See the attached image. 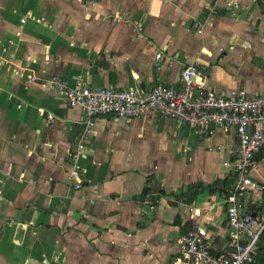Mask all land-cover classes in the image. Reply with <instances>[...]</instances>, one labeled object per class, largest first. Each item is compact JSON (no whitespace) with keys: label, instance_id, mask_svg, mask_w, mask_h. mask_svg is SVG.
Returning a JSON list of instances; mask_svg holds the SVG:
<instances>
[{"label":"crops","instance_id":"obj_1","mask_svg":"<svg viewBox=\"0 0 264 264\" xmlns=\"http://www.w3.org/2000/svg\"><path fill=\"white\" fill-rule=\"evenodd\" d=\"M189 66L264 95V0H0V264H192L178 239L196 227L227 248L234 130L99 116L75 161L86 116L49 82L147 91ZM255 166L240 209L259 215L264 150Z\"/></svg>","mask_w":264,"mask_h":264},{"label":"built area","instance_id":"obj_2","mask_svg":"<svg viewBox=\"0 0 264 264\" xmlns=\"http://www.w3.org/2000/svg\"><path fill=\"white\" fill-rule=\"evenodd\" d=\"M161 56L158 54L157 60ZM49 82L70 107L80 109L86 116L75 161L85 155L86 143L94 134L99 116L115 115L130 120L146 118L157 111L177 124L196 128L201 136L212 135L216 128L234 130L237 135L235 160L226 164L233 170L234 183L222 195L227 205L228 246L222 252L215 251L203 227H196L181 236L178 245L181 259L192 264L256 262L264 234V214L240 213V205L244 193L259 187L252 176L255 156L264 150V95H253L244 89L207 90L203 75L195 66L182 72L180 87L158 85L147 91L89 87L83 81L71 86L59 77H52ZM48 120H54V116L49 114ZM69 176L75 188L80 189L81 167L75 164Z\"/></svg>","mask_w":264,"mask_h":264},{"label":"trees","instance_id":"obj_3","mask_svg":"<svg viewBox=\"0 0 264 264\" xmlns=\"http://www.w3.org/2000/svg\"><path fill=\"white\" fill-rule=\"evenodd\" d=\"M249 213L254 214L253 210H250ZM254 264H264V234L260 239L258 252L256 256V262Z\"/></svg>","mask_w":264,"mask_h":264},{"label":"water","instance_id":"obj_4","mask_svg":"<svg viewBox=\"0 0 264 264\" xmlns=\"http://www.w3.org/2000/svg\"><path fill=\"white\" fill-rule=\"evenodd\" d=\"M240 213H242V209H240ZM255 215V214H254Z\"/></svg>","mask_w":264,"mask_h":264}]
</instances>
